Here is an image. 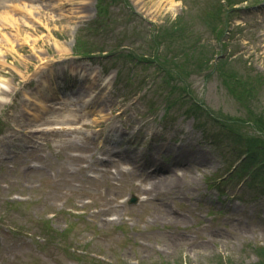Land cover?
I'll list each match as a JSON object with an SVG mask.
<instances>
[{
    "label": "rangeland",
    "instance_id": "rangeland-1",
    "mask_svg": "<svg viewBox=\"0 0 264 264\" xmlns=\"http://www.w3.org/2000/svg\"><path fill=\"white\" fill-rule=\"evenodd\" d=\"M97 3L0 0V264L258 263L264 195L239 181L221 184L224 196L212 188L227 161L238 156L206 137L223 136L217 119L245 117V110L228 95L223 78L208 70L189 77L190 95L176 91L183 96L164 118L166 89L181 80L168 74L164 57L141 55L155 44L145 31L174 20L184 6L180 0H130L141 17L129 27L123 5H112L118 22L105 37L86 29L97 18ZM246 3L239 5L231 34L210 40L242 79L247 72L235 57L252 76L262 75L264 95V4ZM186 11L196 14L187 5ZM196 29L209 37L206 29ZM76 38L89 46L122 43L151 66L110 55L104 68L74 59ZM158 51L173 60L169 50ZM70 74L81 76L76 92L50 100L58 96L54 82ZM46 93L52 106L69 105L40 113ZM156 168L164 173L144 177ZM95 171L100 181L88 176ZM170 171L176 173L165 175ZM146 186L147 196L139 190ZM134 195L147 201L129 205ZM64 230L67 242L48 236Z\"/></svg>",
    "mask_w": 264,
    "mask_h": 264
},
{
    "label": "trees",
    "instance_id": "trees-1",
    "mask_svg": "<svg viewBox=\"0 0 264 264\" xmlns=\"http://www.w3.org/2000/svg\"><path fill=\"white\" fill-rule=\"evenodd\" d=\"M218 0L207 1V10L203 11L202 22L206 23L210 27L213 35L216 34L220 38L223 34L222 27V10L218 6ZM195 23L193 17L190 14H183L173 22L169 27L164 28L162 37L169 50H171V43L169 40H178V31H182V41H187L188 34L194 33ZM161 35V34H160ZM184 36V37H183ZM192 36L190 39L192 40ZM155 44L160 45L157 36L154 37ZM198 43V41L196 42ZM211 48L207 45V69L213 68L209 65V53ZM183 55L185 57L194 58L196 55L193 53L192 46H185L183 49ZM175 56L177 54H174ZM206 51H200V57H205ZM174 61V60H173ZM175 65L177 63L172 62ZM234 76V75H233ZM237 75H235L236 77ZM238 84L242 87V84ZM257 85V84H256ZM250 90L238 91V88H232V94L237 100H240L244 108L248 109V117H226L217 119V124L221 126L222 135H213V141L224 145V149L227 148L232 153L238 156L235 160L239 165L232 173L233 179L238 178L240 181L245 180L246 184L254 190L264 195V104L262 99V92L260 97L259 86ZM257 92H259V103L254 105L258 112H252L251 105L257 100ZM254 110V109H253ZM209 117L214 115L209 112ZM222 138V139H221ZM234 165L229 166V171ZM260 260L256 264H264V248L259 249Z\"/></svg>",
    "mask_w": 264,
    "mask_h": 264
},
{
    "label": "bare ground",
    "instance_id": "bare-ground-1",
    "mask_svg": "<svg viewBox=\"0 0 264 264\" xmlns=\"http://www.w3.org/2000/svg\"><path fill=\"white\" fill-rule=\"evenodd\" d=\"M1 5V4H0ZM43 106H44V103H41L40 105H39V107L42 109L43 108ZM150 177H149V179H151L152 178V176L151 175H149ZM152 185H153V183H152Z\"/></svg>",
    "mask_w": 264,
    "mask_h": 264
}]
</instances>
